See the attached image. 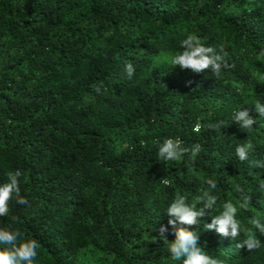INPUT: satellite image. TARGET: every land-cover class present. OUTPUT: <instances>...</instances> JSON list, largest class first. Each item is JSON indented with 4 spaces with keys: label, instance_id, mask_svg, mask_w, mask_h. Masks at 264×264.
Returning <instances> with one entry per match:
<instances>
[{
    "label": "trees",
    "instance_id": "obj_1",
    "mask_svg": "<svg viewBox=\"0 0 264 264\" xmlns=\"http://www.w3.org/2000/svg\"><path fill=\"white\" fill-rule=\"evenodd\" d=\"M189 34L225 49L221 77L170 69ZM257 99L264 0H0V183L20 169L29 201H10L0 228L39 242L35 264H178L159 237L165 209L176 195L195 203L213 179L218 206L236 184L250 197L243 238L249 217L264 220V170L235 147L251 140L249 160H264V120L246 133L231 114L258 119ZM165 138L202 151L165 164ZM187 227L221 264H264V245Z\"/></svg>",
    "mask_w": 264,
    "mask_h": 264
},
{
    "label": "clouds",
    "instance_id": "obj_2",
    "mask_svg": "<svg viewBox=\"0 0 264 264\" xmlns=\"http://www.w3.org/2000/svg\"><path fill=\"white\" fill-rule=\"evenodd\" d=\"M179 51L170 55L168 63L170 69L179 67L181 70H191L193 73H209L215 77H221L223 71L229 67L226 62L225 49L206 46L195 35L189 34L180 41ZM159 59L157 64H159ZM169 69V70H170ZM126 74L131 78L135 74L134 65L129 62L126 65ZM102 85L95 91L101 92ZM254 111L258 119H254L247 108H238L231 114V123L238 126L240 130L251 133L256 130L254 125L264 120V102L255 100ZM221 121L215 127L223 128ZM199 126H197L198 128ZM255 145L251 140L239 143L235 147V155L240 162H248L256 169L264 170V160L250 161L249 156ZM202 151L201 145L195 144L191 148L182 146L179 139L165 138L158 144V157L165 164L178 162L185 155L189 159L195 158ZM23 172L20 169L10 170L6 173V181L0 183V217H5L10 211V201L18 205L27 206L29 201L21 194V182ZM207 186L212 191H203L196 198L195 203H188L183 195H176L174 200L166 207L164 215L168 218L167 225L159 228V237L166 245L170 260L178 264H221L218 257L209 255L205 247L199 246L200 234L191 231L187 226L203 224L207 231H214L221 238H231L237 241L238 249H247L249 252L257 250L264 245L260 236H264V220L258 217H249L248 227L243 229L247 234L241 238L242 224L239 216L246 211L250 197L244 194L241 185L236 184L234 191L239 195L234 199H228L219 204V196L213 194L217 187L216 181L207 179ZM200 205V207H197ZM213 212L218 214L212 215ZM210 223H205L206 218ZM168 234L174 235V240L169 242ZM40 244L36 239L24 238L17 229L0 228V264H35L38 258Z\"/></svg>",
    "mask_w": 264,
    "mask_h": 264
}]
</instances>
